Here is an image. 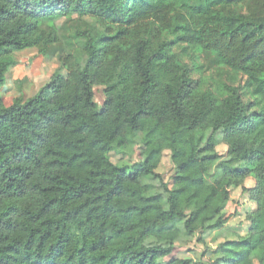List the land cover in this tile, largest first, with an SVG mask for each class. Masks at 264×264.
Listing matches in <instances>:
<instances>
[{"label":"trees","instance_id":"trees-1","mask_svg":"<svg viewBox=\"0 0 264 264\" xmlns=\"http://www.w3.org/2000/svg\"><path fill=\"white\" fill-rule=\"evenodd\" d=\"M74 17L102 30L76 33L85 60L62 58L67 76L24 103L0 94V264H264V0H0V92L13 54L45 55L44 28ZM182 46L215 54L232 83L204 89ZM137 136L144 160L113 164ZM234 189L255 205L247 234L168 260L182 232L223 231Z\"/></svg>","mask_w":264,"mask_h":264},{"label":"rangeland","instance_id":"rangeland-1","mask_svg":"<svg viewBox=\"0 0 264 264\" xmlns=\"http://www.w3.org/2000/svg\"><path fill=\"white\" fill-rule=\"evenodd\" d=\"M238 10L241 11L240 8ZM54 24L55 29L44 28L47 35L52 34L55 37L54 44L45 55H41L37 48L13 54L16 66L7 74L5 86L0 92L1 98L7 107L17 100L24 103L27 99L34 96L54 73L59 72L67 76V70L61 63L62 58L70 55L77 56L82 61L85 60L83 40L76 37L78 31L88 29L92 31L96 38H99L102 33L97 22L90 17H74L68 21L60 19ZM183 49V46L178 47L175 52L192 69L195 67L201 69L200 74L194 72V78L201 79L204 89H213L214 92H218L222 86L232 83L233 75L226 68L218 65L215 54L196 51L194 55L189 56L183 53ZM236 81L237 84L241 83L242 78L235 80V83ZM94 92L95 101L99 106L102 105L104 88L95 87ZM143 149L140 137L137 136L133 150H126L123 153L115 151L110 155V159L115 165L132 167L144 160ZM217 150L220 155H223L226 153L227 148L220 145ZM174 171L170 154L166 152L158 173L163 175L167 182H170ZM254 186L255 181L253 180H248L245 183L247 188H253ZM254 208L255 205L248 200V196L242 193V189H234L231 200L222 211L224 218L229 219L223 231L212 233L197 232L192 236L182 232L175 244L174 253L168 260L179 258L192 259L195 262H199L204 253L207 258H213L215 252L219 250L223 243L236 241L247 234L249 223L246 220V214ZM201 239L203 241H199Z\"/></svg>","mask_w":264,"mask_h":264}]
</instances>
